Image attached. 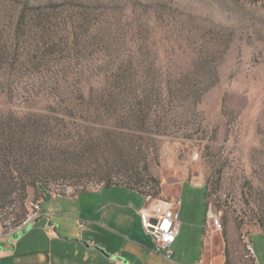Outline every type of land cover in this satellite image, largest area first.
Returning a JSON list of instances; mask_svg holds the SVG:
<instances>
[{
  "label": "rangeland",
  "instance_id": "1",
  "mask_svg": "<svg viewBox=\"0 0 264 264\" xmlns=\"http://www.w3.org/2000/svg\"><path fill=\"white\" fill-rule=\"evenodd\" d=\"M106 181L179 199L170 261L134 191L58 196ZM38 202L84 236L121 222L146 264H264V0H0V209Z\"/></svg>",
  "mask_w": 264,
  "mask_h": 264
},
{
  "label": "crops",
  "instance_id": "2",
  "mask_svg": "<svg viewBox=\"0 0 264 264\" xmlns=\"http://www.w3.org/2000/svg\"><path fill=\"white\" fill-rule=\"evenodd\" d=\"M192 184L204 187L203 184ZM100 190L102 189L89 191L87 193H94ZM76 197L77 196L70 198ZM47 217L51 216L47 215ZM137 217L139 218L138 214ZM75 222L74 219H70L69 217L37 220L36 222L34 221V224L32 223L25 234L12 243V246L8 238L0 240V264H122L119 261L107 260L99 252L85 248L83 245L76 242V240H81L91 247L101 248L114 257L122 258L124 260L123 264H142V260L144 261L143 264H146L141 248L134 243L135 241H130L131 238L125 233L126 227H123L122 224H120L121 222L119 223L117 220L107 221V223H102V221L98 220L91 222L88 225L91 229L85 236L82 232L76 230ZM105 224L108 227L105 228ZM116 227H120L123 231L120 229V231H114ZM179 227L178 208V235L180 233ZM33 229H36V231L38 230L42 234L45 242H41L42 240L39 242L34 239L29 241L27 245H23V247L20 242L29 235ZM97 230L106 233V236L104 237V234H100L101 238L99 239L96 232ZM178 235L175 243L177 242ZM175 243L173 245H175ZM127 245H130L135 253H124V246ZM20 246L22 247L20 248Z\"/></svg>",
  "mask_w": 264,
  "mask_h": 264
},
{
  "label": "built area",
  "instance_id": "3",
  "mask_svg": "<svg viewBox=\"0 0 264 264\" xmlns=\"http://www.w3.org/2000/svg\"><path fill=\"white\" fill-rule=\"evenodd\" d=\"M145 201L146 205L138 212L142 229L152 239L153 253L170 261L172 256L171 247L178 235V208L180 202L179 200L173 203L158 201L150 205L149 199ZM42 216L39 203L31 205V213L25 221L16 227L10 225L12 219H3L0 214V240L20 232L30 222ZM210 227L219 229V221L211 208L207 206L205 211V232ZM247 249L252 254L249 245Z\"/></svg>",
  "mask_w": 264,
  "mask_h": 264
},
{
  "label": "trees",
  "instance_id": "4",
  "mask_svg": "<svg viewBox=\"0 0 264 264\" xmlns=\"http://www.w3.org/2000/svg\"><path fill=\"white\" fill-rule=\"evenodd\" d=\"M80 3V2H78ZM68 4V3H67ZM56 4H50V8H55ZM69 7H73V5H68ZM74 6H76V4H74ZM80 8H84L83 6H79ZM90 7V6H89ZM90 9V8H88ZM24 15V14H23ZM25 19V15L24 16H21V20L23 22V20ZM53 20V18H50L48 15H46L45 13H39V15L36 16V23L38 26L41 27V29L43 30H48V27L50 26V23L51 21ZM75 27H78V26H75ZM112 187H123L125 189H128V190H131V191H134L135 193H137L140 197H143L145 200L146 199H149V200H152V195L148 194V193H143V192H140L138 191L137 189L133 188V187H130L128 185H121V184H114V183H111L109 181H106V183L99 189H108V188H112ZM205 188V195H206V200H207V190H206V187L204 186ZM89 191H80L78 193H74L72 196H69V197H75V196H78L80 194H84V193H87ZM59 197H66L65 195L61 194V195H58ZM57 196V197H58ZM39 204H41V202H38ZM207 203H206V208H207ZM0 214L2 215V218L3 219H8V220H11L12 219V222L10 223V225L12 227H16L18 225H20L23 221L26 220V218L28 217V215L26 214V216L24 218H20V219H16V218H12L10 215H8V210H1L0 209ZM10 216V217H9Z\"/></svg>",
  "mask_w": 264,
  "mask_h": 264
},
{
  "label": "water",
  "instance_id": "5",
  "mask_svg": "<svg viewBox=\"0 0 264 264\" xmlns=\"http://www.w3.org/2000/svg\"><path fill=\"white\" fill-rule=\"evenodd\" d=\"M76 242L80 243L81 245H83L85 248L87 249H93L97 252H99L102 256H104L107 260L109 261H119L122 264L124 263V260L122 258H118V257H114L112 255H109L108 253H106L103 249L98 248V247H91L88 246L85 242L81 241V240H76Z\"/></svg>",
  "mask_w": 264,
  "mask_h": 264
},
{
  "label": "flooded vegetation",
  "instance_id": "6",
  "mask_svg": "<svg viewBox=\"0 0 264 264\" xmlns=\"http://www.w3.org/2000/svg\"><path fill=\"white\" fill-rule=\"evenodd\" d=\"M40 219V217L39 218H37V219H35V220H33L32 222H30L23 230H21L20 232H18V233H16V234H14V235H10L9 237H8V240H9V243L11 244V246H12V243L15 241V240H17L19 237H21L23 234H25L27 231H28V229H29V227L32 225V223L34 224V221L36 222L37 220H39Z\"/></svg>",
  "mask_w": 264,
  "mask_h": 264
}]
</instances>
